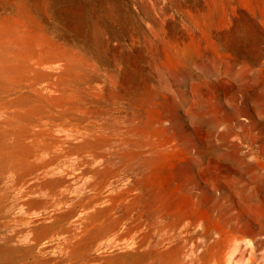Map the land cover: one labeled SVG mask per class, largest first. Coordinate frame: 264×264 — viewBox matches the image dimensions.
Instances as JSON below:
<instances>
[{
	"label": "rangeland",
	"instance_id": "1",
	"mask_svg": "<svg viewBox=\"0 0 264 264\" xmlns=\"http://www.w3.org/2000/svg\"><path fill=\"white\" fill-rule=\"evenodd\" d=\"M0 264H264V0H0Z\"/></svg>",
	"mask_w": 264,
	"mask_h": 264
}]
</instances>
